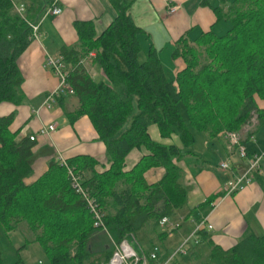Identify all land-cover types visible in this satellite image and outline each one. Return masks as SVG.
<instances>
[{
  "label": "trees",
  "instance_id": "trees-1",
  "mask_svg": "<svg viewBox=\"0 0 264 264\" xmlns=\"http://www.w3.org/2000/svg\"><path fill=\"white\" fill-rule=\"evenodd\" d=\"M24 1L21 18L11 0H0V104L23 102L18 59L31 42L30 25L53 4ZM108 2L115 12L112 23L97 36L92 23L76 22L77 47H62L60 57L78 101V108L65 115L71 124L82 116L89 119L105 145L109 169L97 173L96 160L88 156L65 160L66 166L51 160L27 185L35 159L33 141H18L9 130L12 114L0 117V228L8 234L25 224L47 264H107L114 246L127 235L136 238L149 222L158 229L163 218L184 206L186 191L175 160L189 153L184 150L195 143V132L208 140L222 139L220 134L240 132L254 115L258 126H264V109L256 104L264 101V0H234L226 10L216 8V22L230 25L223 36L208 32L194 42L181 37L172 55L182 59L184 68L175 77L165 71L154 48L143 50L144 32L129 15L132 0ZM90 53L109 84L94 81L80 63ZM151 125L163 137L177 135L183 150L153 143L147 133ZM139 148L148 154L123 172L126 157ZM153 168L164 169L165 175L149 186L144 174ZM68 169L103 214L109 245L94 263L90 240L101 231L72 187ZM201 242L209 251L192 249L191 264H264V234L247 232L228 250L213 244L204 231L193 244ZM174 253L160 264H180ZM155 261L145 255V264H159Z\"/></svg>",
  "mask_w": 264,
  "mask_h": 264
},
{
  "label": "crops",
  "instance_id": "crops-1",
  "mask_svg": "<svg viewBox=\"0 0 264 264\" xmlns=\"http://www.w3.org/2000/svg\"><path fill=\"white\" fill-rule=\"evenodd\" d=\"M48 1L50 5L54 3L61 10V14L49 15L41 21L38 40L31 41L18 59V67L23 77L21 89L24 100L20 105L0 104V117L13 115L9 130L16 133L18 141L35 138L33 173L25 180L27 185L36 181L47 170L51 160L57 161L59 158L68 160L77 156L91 157L97 162V173H102L110 167L105 145L99 140L89 119L82 116L72 124L67 119L65 111L72 113L78 108V101L74 96H60L49 107L44 106L47 97L59 84L58 78L45 67V59L47 56H60L62 47H77L76 22L92 23L95 34L99 36L112 23L115 12L108 0ZM233 1L132 0L129 15L134 25L144 32L140 36L143 50L154 48L165 71L175 77L184 68L182 59L173 58L172 55L176 42L181 37L194 42L208 32L223 36L230 25L224 20L216 22L215 9L223 8ZM17 2L25 5L24 0ZM169 4L178 7L172 15L168 14ZM93 58L94 53H90L82 64L91 77ZM61 98L63 99L59 102ZM256 104L259 109H264V101L257 99ZM50 125H54V132L41 135V129ZM147 133L155 144L175 146L183 150L181 141L175 134L163 137L155 125H151ZM249 134L245 133L242 138V145L245 146L247 154L262 152L264 126H258L252 132V139ZM184 151L189 153L175 160V164L181 171L180 183L186 191V202L181 209L175 211L165 226H159L158 229L168 228L175 233L176 240L181 244L193 235L199 223L205 222L201 231L223 250L233 248L247 232L263 235L264 164L252 174V183L243 192L223 197L227 183L245 170L246 163L239 158L235 149L229 147L222 139L208 140L204 136ZM147 154L145 148L132 150L125 159L123 172L132 170ZM224 162L229 164V170L220 169ZM164 175V169L153 168L145 172L144 180L149 186L155 185ZM208 226L212 229L208 230ZM158 229H154L153 223L149 222L147 227L134 237L143 253L142 234L149 240H161L167 236L165 233V236L161 237L162 232L159 233ZM90 241L91 249L94 248L90 263H94V260L102 257L101 252L108 249L109 240L103 232H98ZM198 245L207 246L204 242ZM152 246L153 250L148 254L144 253V258L145 255L150 258V254L156 251L157 259L163 260L173 253L160 257L159 249Z\"/></svg>",
  "mask_w": 264,
  "mask_h": 264
},
{
  "label": "built area",
  "instance_id": "built-area-1",
  "mask_svg": "<svg viewBox=\"0 0 264 264\" xmlns=\"http://www.w3.org/2000/svg\"><path fill=\"white\" fill-rule=\"evenodd\" d=\"M14 12L19 15L21 18H24L25 15V7L22 4H19L16 0H11ZM178 10L177 6L168 5V14L172 15ZM61 14V10L53 3L51 7L45 10L43 16L37 24H31L30 27L32 29V35L30 36V40H38V30L41 21L49 16H59ZM81 64L83 63L80 62ZM45 67L49 68V70L58 78L59 84L54 92H52L46 99L44 104L45 107H49L51 103L56 101V98L60 96H74V92L72 88L69 86L67 82V67L63 62L62 57H50L47 56L45 59ZM54 125H50L47 128H42L40 131L41 135H49L54 132ZM34 137H30V141H34ZM228 141L230 143V147L235 149L239 158L245 161L246 166L245 170L242 173L234 176L228 183L224 192L223 197H231L238 193L243 192L251 183H252V174L258 171L261 166L264 164V150L260 153L247 154L246 148L241 144L239 138L230 134L228 136ZM252 139V137H250ZM62 165L66 166V162L63 158H59L58 160ZM221 170H229V164L224 162L220 165ZM69 176L71 179L72 187L75 189L76 193H78L87 203V206L93 216L94 219V228L98 229L103 233H107L106 226L103 222V214L98 209L97 205L94 203L92 199L89 198L87 192L81 187L79 178L74 176L70 169H68ZM168 223V219L163 218L159 226H165ZM205 222H201L197 225L193 235L187 240H185L176 250L174 255L185 254L184 247L187 246L191 241L194 243L198 242V233L204 228ZM177 226H175L176 228ZM208 230H211L212 227L208 226ZM194 238V239H192ZM192 239V240H191ZM114 252L110 261L107 264H138L139 261H143L145 264V258L143 260H139L132 250L127 246L125 241L123 240L119 245L114 246ZM151 260L157 259V252L154 251L150 254Z\"/></svg>",
  "mask_w": 264,
  "mask_h": 264
},
{
  "label": "rangeland",
  "instance_id": "rangeland-1",
  "mask_svg": "<svg viewBox=\"0 0 264 264\" xmlns=\"http://www.w3.org/2000/svg\"><path fill=\"white\" fill-rule=\"evenodd\" d=\"M226 10V7L225 9ZM87 61L89 59H86ZM83 64V63H82ZM91 75L96 82H104L106 84H109L108 79L104 76L103 72L99 68V66L94 63L92 67ZM181 111L183 112L182 108ZM258 127V122L256 119V116L254 115L252 119L250 120L249 124L244 126L240 132L233 133V132H224L220 134L222 140H224L226 143H228L230 147V143L228 141V136L231 134L236 135L239 140L242 142V138L244 134H249L254 132V130ZM195 141L198 142L199 138H203V133L195 132ZM159 233H166L167 236L164 239H154L149 240L145 237V235L142 234L143 239V250L145 254L150 253V251L153 250L154 245L156 248L159 249V255L160 257L165 256L166 254L174 252L179 246L181 245L180 242L176 240L175 233L168 228H159ZM33 235L32 233L27 229L25 224H21L18 229L11 233H4L3 230L0 228V259L3 264H47L46 256L40 246L36 243H33ZM153 244H151V242ZM192 249H195L197 251L204 252L205 254L208 253V247L198 245L195 246L192 242H190L187 246L184 247L185 254H179L176 255L175 260L179 262L180 264H191L190 262V255ZM92 252L94 251V248L92 247ZM168 257V256H167ZM166 257V258H167ZM170 257V256H169ZM166 258H163V261L166 260ZM155 261V260H154ZM162 260H158V263L160 264Z\"/></svg>",
  "mask_w": 264,
  "mask_h": 264
},
{
  "label": "water",
  "instance_id": "water-1",
  "mask_svg": "<svg viewBox=\"0 0 264 264\" xmlns=\"http://www.w3.org/2000/svg\"><path fill=\"white\" fill-rule=\"evenodd\" d=\"M124 241H125L127 246L132 250V252L135 254V256L139 260H143L144 259V253H143L141 247L139 246V244L137 243V241L135 240V238L132 235H127L124 238Z\"/></svg>",
  "mask_w": 264,
  "mask_h": 264
}]
</instances>
